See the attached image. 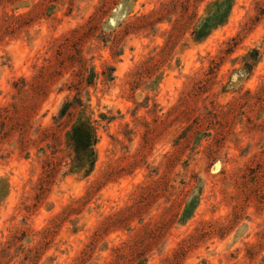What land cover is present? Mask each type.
Returning <instances> with one entry per match:
<instances>
[{
  "label": "rangeland",
  "instance_id": "rangeland-1",
  "mask_svg": "<svg viewBox=\"0 0 264 264\" xmlns=\"http://www.w3.org/2000/svg\"><path fill=\"white\" fill-rule=\"evenodd\" d=\"M0 264H264V0H0Z\"/></svg>",
  "mask_w": 264,
  "mask_h": 264
},
{
  "label": "trees",
  "instance_id": "trees-1",
  "mask_svg": "<svg viewBox=\"0 0 264 264\" xmlns=\"http://www.w3.org/2000/svg\"><path fill=\"white\" fill-rule=\"evenodd\" d=\"M215 18L216 15L206 17L199 31L204 32L211 20ZM68 139L74 152L73 162L75 167L82 171L84 175L88 174L95 161L94 144L97 139L94 128L89 122L79 120L72 125L68 132Z\"/></svg>",
  "mask_w": 264,
  "mask_h": 264
}]
</instances>
